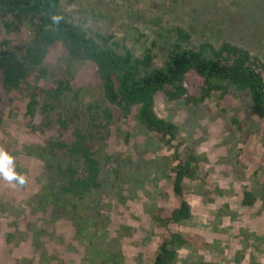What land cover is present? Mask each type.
<instances>
[{
  "label": "trees",
  "instance_id": "1",
  "mask_svg": "<svg viewBox=\"0 0 264 264\" xmlns=\"http://www.w3.org/2000/svg\"><path fill=\"white\" fill-rule=\"evenodd\" d=\"M91 30L62 0H0V126L22 98L26 129L39 139L21 145L20 155L40 160L47 173L44 182L34 181L28 203L0 202V264H76L78 258L85 264H142L144 253L130 257L126 250L135 243L134 232L109 215L108 194L116 191L123 199L106 168L111 162L116 178L125 171L121 185L128 184L131 194L172 179L177 205L151 214L161 237L149 264H223L201 254L214 246L205 236L181 230L194 218L185 187L205 180L208 159L194 150L181 155L174 143L180 125L158 115L156 97L197 108L216 93L235 91L248 99L250 115L264 122V59L231 41L192 45L189 31L179 28L157 62L155 41L136 55L113 34ZM86 65L94 69L93 83L80 75ZM119 114L148 134L134 139V161L104 149ZM163 146L175 147L173 156L157 155ZM7 151L12 163L19 159ZM152 152L157 156H146ZM17 187L14 194H22ZM167 196L156 187L154 201ZM256 198L255 190L245 189L241 203L250 208ZM231 210L229 204L216 209L213 227ZM234 258L241 264L238 252Z\"/></svg>",
  "mask_w": 264,
  "mask_h": 264
},
{
  "label": "rangeland",
  "instance_id": "2",
  "mask_svg": "<svg viewBox=\"0 0 264 264\" xmlns=\"http://www.w3.org/2000/svg\"><path fill=\"white\" fill-rule=\"evenodd\" d=\"M62 1L74 20H80L86 28L94 31L113 34L136 55H141L155 41L157 44L153 52L158 55L157 62L162 60L161 47L173 42L172 37L179 28L189 31L192 45L208 42L218 46L223 41H231L264 59V0ZM83 69L80 75L85 76V81L95 82L92 66L86 65ZM247 100L242 93L235 91L225 96L216 93L194 108L183 101L167 100L162 94L156 97L158 115L180 125L181 132L174 143L181 155L194 150L196 155L208 159L201 172L205 180H191L185 187L194 218L181 226V230L205 236L214 246L208 250L202 248L201 254L207 260L223 264H237L234 258L237 252L242 256L241 264H264V122L250 115ZM21 102L22 98L0 126V151L5 153L8 150L14 158H19L18 163H12V169L14 175L24 179V183L9 182L0 174L2 203H28L35 189L34 181L44 182L47 174L40 160L20 155L21 145L39 139L31 136L26 129ZM135 124V121L119 114L113 121L111 135L104 142L105 152L110 155L127 153L134 161V139L139 141L148 136ZM129 134L127 143L125 139ZM183 139L186 141L181 142ZM175 150V147L163 146L157 155L173 156ZM157 155L152 152L146 156ZM112 166L111 162L106 168L111 183H117L122 188L123 199L118 198L116 191L108 194L112 202L109 215L122 229L134 232L131 241L135 243L126 245L130 257L144 253L142 264H149L161 237V228L159 224L152 223L151 214L161 206L169 211L177 205L171 188L172 179L158 181L157 186L163 188L168 196L164 201H154L157 187L152 184L154 182L146 185L149 191L139 188L131 194L128 184L121 185L125 171L122 170L121 177L116 178ZM15 184L22 189V194H14ZM215 187L222 192H216ZM245 189L255 190L257 196L250 208L241 203ZM205 191L210 194H203ZM228 204L234 213L225 214L220 226L214 228L215 210ZM218 217L215 221H220ZM69 229L64 227L63 230L69 235ZM147 234L152 236L145 238ZM187 252L183 249L180 253L185 256ZM76 264L85 263L78 258Z\"/></svg>",
  "mask_w": 264,
  "mask_h": 264
},
{
  "label": "clouds",
  "instance_id": "3",
  "mask_svg": "<svg viewBox=\"0 0 264 264\" xmlns=\"http://www.w3.org/2000/svg\"><path fill=\"white\" fill-rule=\"evenodd\" d=\"M0 174H2L3 179L9 182L17 181L20 184L24 183L23 178L13 174L12 159L2 151H0Z\"/></svg>",
  "mask_w": 264,
  "mask_h": 264
}]
</instances>
